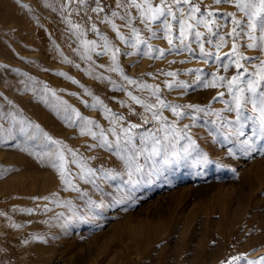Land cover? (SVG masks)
Listing matches in <instances>:
<instances>
[{
	"label": "rangeland",
	"instance_id": "obj_1",
	"mask_svg": "<svg viewBox=\"0 0 264 264\" xmlns=\"http://www.w3.org/2000/svg\"><path fill=\"white\" fill-rule=\"evenodd\" d=\"M100 2L105 10L97 14L91 10L96 0H87L84 5L78 0H0V264H264V250L248 244L261 229L260 220L252 217L247 228L242 226L232 239L227 236L230 229L219 233L216 223L212 226L229 201L241 190L250 192L253 184L262 182L255 197L264 202V139L253 135L258 120H241L243 136L235 134L239 127L235 123L221 126L216 112L225 123L236 120V113L227 111L224 103L229 101L231 106L227 88L191 86L195 74L188 72L201 69L205 79L214 72L227 78L237 74L235 67L224 72L220 66L227 62L225 53L230 52L231 38L226 37L228 43L220 50L219 64L214 58L205 64L198 55L189 60L191 54L187 52L149 58L143 55L144 45L137 52L103 22V17L115 10V0ZM209 5L218 15L237 11L230 4L203 0L202 12ZM119 11L124 14L123 9ZM131 11L137 15L134 9ZM238 18L245 19L239 13ZM114 22L126 40H131L124 21L115 18ZM221 22L227 23L220 29L226 35L232 27L230 19L222 17ZM74 24L81 26L83 36L72 27ZM92 25L100 35L92 31ZM134 26L155 49L168 48L162 33L149 39L150 33L138 19ZM200 31L206 30L201 27ZM174 34H178L177 29ZM101 35L120 49L118 63L124 75L158 85L161 98L172 105L209 109L208 114L183 109L189 115L179 119L163 109L166 123L177 121L180 129L189 125L184 129L188 135L168 145L166 157L164 153L152 160L139 157L143 171L133 172L131 178L114 151L98 146L99 136L93 139L81 135L84 122L77 120L72 111L95 121L100 127L92 126V130L99 133L103 129L114 142L109 132L113 125L105 118L103 106L123 116L122 125L127 127L129 123L141 124L144 113L143 106L132 101L128 92L146 103L155 102L147 90L129 85L119 73L108 71L111 54L104 53ZM82 40L95 41L97 47L89 52ZM238 42L240 51L252 58L242 62L247 72H240L246 81L253 78L264 60V51L248 49L246 37ZM192 46L198 53L197 45ZM88 55L91 60L86 58ZM167 71L176 72L175 80L190 87L168 89L165 81L172 82L173 78L162 74ZM101 76L104 78H98ZM261 88L264 90V84ZM218 92L225 95L214 100ZM10 113L15 114L16 122ZM255 115L249 104L244 117ZM20 120L25 124L21 125ZM29 125H39V129ZM158 126L150 121L136 132ZM43 133L77 152L87 167L96 170L95 183L80 179L81 170L65 152L67 167L80 192L66 188L50 162L49 154L57 146L45 140ZM245 140L250 145H245ZM136 143L139 146L138 135ZM101 169L111 176L103 177ZM249 197L246 193L242 200L245 206ZM89 200L102 206L89 205ZM29 209L31 213L24 211ZM145 233L148 242L143 241Z\"/></svg>",
	"mask_w": 264,
	"mask_h": 264
},
{
	"label": "snow or ice",
	"instance_id": "obj_2",
	"mask_svg": "<svg viewBox=\"0 0 264 264\" xmlns=\"http://www.w3.org/2000/svg\"><path fill=\"white\" fill-rule=\"evenodd\" d=\"M87 0H78L80 5L86 4ZM203 0H115V10H112L110 15L103 17V22L110 25L112 30L116 32L117 38L126 43H130L133 49L137 52L141 45L146 47V51L143 55L149 58L161 59L166 54H182L189 53V60L194 56H197L202 60L203 63L207 64L211 59H215L218 64L222 61L220 50L225 47L228 43L227 38H231V49L230 52L225 53L227 62H223L220 66L224 72H227L230 67H235L237 74L232 75L231 78H227L217 73H210V79H205L202 75L201 69H189V73L195 74L193 85L203 88H217L226 87L227 92L231 95V106L229 101H224L227 111H234L236 113V120L234 122L225 123L221 117L220 112H216L217 121L220 122L221 126H227V124L235 123L239 125L235 129V134L243 136V124L242 119H255L258 120V128L253 129V135L260 139H264V90L261 85L264 84V60L260 61L257 66V71L252 75V79L246 81L242 79L241 69L247 72L244 67V63L251 57L245 56L241 51V44L238 42L241 38L246 37V47L248 49L259 48L264 51V0H213V4H230L237 11L228 12L218 15L212 10V6H206L204 11L201 10V3ZM120 9L124 10V14L121 15ZM135 10L137 15L133 16L131 10ZM92 12L102 13L104 12V6L101 5L100 0H96V6L93 7ZM238 13L242 14L245 19L238 18ZM226 21L230 19L231 29L225 34L220 33V29L227 26L226 22H221V18ZM118 18L124 21L125 26L130 29L131 40H126V37L121 34L119 26L114 22V19ZM139 20L140 23L144 24L147 31L150 33L151 38H158L162 33L163 39L167 41L168 48L155 49L151 44L148 43L147 39H144L140 30L134 26V21ZM71 23V21H69ZM74 29L79 31V35L83 36L84 32L80 25H72ZM203 27L206 31H200ZM155 28V30H153ZM174 29H177L178 34H174ZM92 31L99 32L95 25H92ZM258 33V35H257ZM227 37V38H226ZM103 41L102 48L104 53L111 54L112 65L108 71L119 73L122 78L127 81L129 85H135L140 90H147L152 97L155 98L154 103H146L144 100L137 96L132 95L128 92V96L136 104L142 105L144 113L141 114V124L129 123L127 127L122 125L124 121L123 116H117L111 113V109L103 106L105 118L110 121L113 125L109 129V132L115 137L114 142L109 141L108 136L104 130L101 129L99 133L92 130V126L99 128L100 126L95 121L90 120L86 117H81L79 112L75 109L72 111L75 113L77 120H83L84 126L81 127V135H90L93 139L99 136V147L107 148L109 151H114V154L123 161L124 165L128 170V176L131 178L133 172L143 171V165L138 163V159L144 156L146 160H152L154 157L164 153L167 156V147L173 144L174 141L182 139L187 136V132L184 129L189 128V125H184V129L177 127V121H173L171 124L166 123V117L162 115L163 109H169L177 119L189 115V113L183 111V109H189L195 113L208 114L209 109L200 107L198 105H172L161 98V89L158 85L147 84L144 82H138L135 79H130L123 73V69L119 67L118 56L120 55V49L113 46L106 36L101 35ZM215 38V39H214ZM82 45L89 52L94 51L97 47L95 41L82 40ZM193 44L197 45V50L193 48ZM209 45L215 49L211 51L206 48L205 45ZM101 53H97L100 55ZM135 54V53H130ZM91 60V55L86 57ZM70 62V61H69ZM174 63L175 61H171ZM186 61H181L185 63ZM78 67V65H77ZM219 70V69H218ZM167 77H172L173 81H165V86L168 89H174L176 87L187 89L190 85L183 81H176V72L167 71L162 72ZM60 75H64L60 73ZM151 75V74H149ZM103 79L104 77H98ZM71 79V77H68ZM77 83V81H74ZM55 95V93H53ZM224 92H218L214 100H221L224 97ZM97 103H101L98 98ZM251 105L252 113L256 114L254 117H244V110L248 105ZM93 108L96 104L92 105ZM150 114V115H149ZM12 117L13 122H16V116L14 113L9 114ZM193 121L196 120V116H191ZM155 122L159 126L153 129H148L142 133H137L136 130L141 128L143 125ZM21 125L25 124V121L20 120ZM215 123V122H214ZM29 127H35L39 129V125H29ZM86 129V131H85ZM22 132L25 131L23 127L20 129ZM162 133V135H161ZM139 136V146H137L136 138ZM44 139L50 144L56 145L57 150L50 153L51 166L56 169L62 184L66 188H70L74 191L80 192V189L73 183L72 175L67 167L69 161L65 157V152H68L71 157V163L75 164L81 171L78 174L80 179L84 180L85 183H95V177L97 171L87 167L83 162L82 158L78 156V153L73 151L67 146L62 145L61 141L53 140L47 133H43ZM190 139V137H189ZM245 145H250L249 140L243 141ZM92 147V146H90ZM176 155V153H172ZM103 177H110V172H104ZM81 195H86L82 193ZM57 203H61L57 201ZM70 203V202H69ZM89 205L95 207H101L102 204H94L93 201H88ZM48 210L47 208L45 209ZM31 213V209L24 210ZM234 260L240 259L239 257L233 258ZM231 264V262H230ZM252 264V262H249Z\"/></svg>",
	"mask_w": 264,
	"mask_h": 264
},
{
	"label": "bare ground",
	"instance_id": "obj_3",
	"mask_svg": "<svg viewBox=\"0 0 264 264\" xmlns=\"http://www.w3.org/2000/svg\"><path fill=\"white\" fill-rule=\"evenodd\" d=\"M2 47H4V46H2ZM0 55H1V51H0ZM261 185H263L262 182H260V185H257V186H256V184H253L250 187V192L241 190L240 193H238V195L236 196V198L231 199L229 201V203L227 204L226 211H224V213L220 215L219 220L217 222L215 221V219L212 221V224H213L212 226H214V224L216 223V226H217L216 227V231L219 232V233H223L226 229H230V232H229V234L227 233V236H229V238L231 237L230 239H232L233 235H235V234L238 235V233L240 232L242 226L246 227L250 223V220L252 219V217L253 218H257L258 221L260 220L259 223H261V226H260L261 229L258 230V233L252 238L253 243H251V241H249L248 244H249V246L258 245V248L262 252L264 250V212L260 213V210L264 207V202L261 201L262 198L260 199V198H256L255 197V195L257 194L258 189L260 190V186ZM246 193L248 194V197H249V195L252 196V198H251L252 200L251 201H250V197L248 198V205L247 206H245L243 204V202H242V200L246 196ZM246 216H249V217H246ZM211 219H213V218H211ZM145 224L147 226V225H149V222L147 221ZM210 224H211V221H210ZM147 236H146V233H145L144 239H143L144 242H148L149 238ZM215 239H216V237H215ZM214 242H216V241H214ZM210 246H212V244H210ZM201 247H202V245H201ZM213 247H214V245H213ZM215 247H216V245H215ZM227 248L229 249V247H227ZM205 249H208V247H206ZM223 249H225V248H223ZM245 253H247V252H245ZM211 256H210V258H211Z\"/></svg>",
	"mask_w": 264,
	"mask_h": 264
}]
</instances>
